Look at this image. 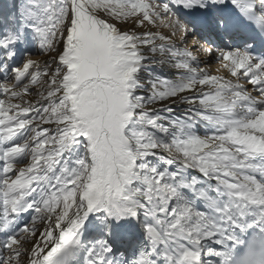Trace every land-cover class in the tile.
Returning a JSON list of instances; mask_svg holds the SVG:
<instances>
[{
    "label": "snow or ice",
    "instance_id": "snow-or-ice-1",
    "mask_svg": "<svg viewBox=\"0 0 264 264\" xmlns=\"http://www.w3.org/2000/svg\"><path fill=\"white\" fill-rule=\"evenodd\" d=\"M0 264H264V0L0 8Z\"/></svg>",
    "mask_w": 264,
    "mask_h": 264
},
{
    "label": "rangeland",
    "instance_id": "rangeland-1",
    "mask_svg": "<svg viewBox=\"0 0 264 264\" xmlns=\"http://www.w3.org/2000/svg\"><path fill=\"white\" fill-rule=\"evenodd\" d=\"M11 2L12 0H0V8H3L5 11H7V9L11 7ZM15 2L19 4L21 0H15ZM33 50L35 51V49ZM165 70H169V69L165 68L164 71ZM171 73L172 71L170 70L169 73H165V74H171Z\"/></svg>",
    "mask_w": 264,
    "mask_h": 264
},
{
    "label": "bare ground",
    "instance_id": "bare-ground-1",
    "mask_svg": "<svg viewBox=\"0 0 264 264\" xmlns=\"http://www.w3.org/2000/svg\"><path fill=\"white\" fill-rule=\"evenodd\" d=\"M171 71H173V70H171ZM164 72H165V73H169V72H170V69H169V70H165Z\"/></svg>",
    "mask_w": 264,
    "mask_h": 264
}]
</instances>
